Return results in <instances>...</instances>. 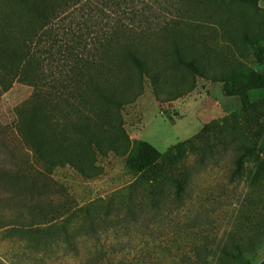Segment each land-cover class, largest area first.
Listing matches in <instances>:
<instances>
[{
  "label": "trees",
  "instance_id": "obj_1",
  "mask_svg": "<svg viewBox=\"0 0 264 264\" xmlns=\"http://www.w3.org/2000/svg\"><path fill=\"white\" fill-rule=\"evenodd\" d=\"M241 1L0 0V98L15 83L32 88L28 99L11 110V133H3L8 141L17 139L2 147L8 162L33 160L42 168L30 176L34 178H48L51 168L69 167L91 179L103 174L102 161L121 160L127 182L106 205L102 198L84 203L85 219L113 217L116 222L122 208L128 221L137 222L139 214L155 219L172 208L188 207L186 230L197 224L195 215L211 219L224 208L229 212L226 228L194 243L181 261L252 264L264 242V98L238 94L240 112L205 125L164 153L131 140L122 113L143 94L145 83L156 95L163 92L159 77L166 67L223 83L231 74L230 82L237 83L233 66L223 69L218 58L203 60L213 48L207 36L191 33L188 26L220 23L225 9L236 19L229 6ZM226 34L231 38L234 31ZM136 37L156 42L152 50L164 58H147L133 41ZM250 74L259 78L250 89H264L262 78ZM16 145L23 147L21 156L13 152ZM221 161L225 168L219 178L215 168ZM201 171L209 179L194 203L193 176ZM23 175L18 167L2 177ZM101 241L97 236L94 253L102 260L112 246Z\"/></svg>",
  "mask_w": 264,
  "mask_h": 264
},
{
  "label": "rangeland",
  "instance_id": "obj_2",
  "mask_svg": "<svg viewBox=\"0 0 264 264\" xmlns=\"http://www.w3.org/2000/svg\"><path fill=\"white\" fill-rule=\"evenodd\" d=\"M229 9L236 19H231L225 9L220 23L195 22L188 26V31L207 36L213 49L203 55V60L211 63L218 58L221 68L233 66L237 83L230 82L231 74L227 75L230 80L223 83L199 78L182 68L166 67L159 77L163 92L156 95L150 84L145 83L143 94L122 112L124 128L131 140L146 142L164 153L178 142L193 138L205 125L240 112L238 94L244 93L252 100L264 98V89H250L255 85L252 81L259 79L253 78L251 72L258 74L264 84V0H244ZM227 29L234 31L233 37H228ZM133 41L147 58H156L158 62L164 58L153 52L156 42L142 37ZM31 93V87L15 83L0 98V264H191L192 260L181 258L189 254L193 244L202 243L206 236L221 234L226 228L229 212L225 213L224 208L215 210L219 214L211 215V219L195 215L197 224L186 230L184 209L188 207L172 208L170 213H161L155 219L150 214H139L137 222L128 221L122 208L121 218L116 222L113 217L101 222L95 216L85 219L86 213L81 209L84 203L102 198L105 204L115 190L125 185L128 177L122 176L123 163L108 158L101 163L104 168L101 176L86 179L69 167L51 168L46 171L48 178H34L30 176L36 171L40 173L42 168L33 160L8 162L2 147H11L17 139L8 141L3 133H11L12 108ZM21 147L13 148L15 155L21 156L18 152ZM219 166L215 171L216 177L221 178L224 161ZM18 167L26 178L2 177L10 170L15 173ZM208 177L202 171L193 176L194 203ZM209 210L210 214L213 210L211 207ZM93 213L91 208L89 214ZM33 220L38 221L29 224ZM169 224L177 227L168 228ZM97 236L103 244L112 246L106 259L101 260L94 253ZM159 243H164L160 249ZM252 264H264V242Z\"/></svg>",
  "mask_w": 264,
  "mask_h": 264
}]
</instances>
